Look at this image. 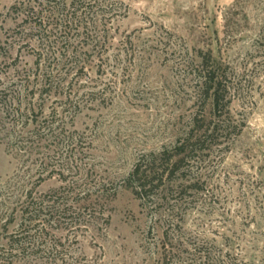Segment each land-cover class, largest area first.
<instances>
[{"label": "rangeland", "instance_id": "obj_1", "mask_svg": "<svg viewBox=\"0 0 264 264\" xmlns=\"http://www.w3.org/2000/svg\"><path fill=\"white\" fill-rule=\"evenodd\" d=\"M34 2L0 0L1 252L28 203L67 194L63 188L72 196L70 182L118 192L107 227L76 229L69 218L44 214V252L4 253L0 264H52L51 242L58 264H264V0L45 1L44 26L62 9L78 10L82 22L67 34L49 25L60 42L53 45L27 9H40ZM49 47L59 71L42 95L33 74ZM200 51L235 72L230 111L241 131L207 145L167 194H157L164 201L155 199V211L124 180L140 159L171 152L189 129L198 102L184 63L199 62ZM68 136L78 161L66 162Z\"/></svg>", "mask_w": 264, "mask_h": 264}, {"label": "trees", "instance_id": "obj_2", "mask_svg": "<svg viewBox=\"0 0 264 264\" xmlns=\"http://www.w3.org/2000/svg\"><path fill=\"white\" fill-rule=\"evenodd\" d=\"M34 1L40 9L36 10L35 6L30 4L31 2L27 4V9L28 11L31 9L30 12H32L36 20L35 27H38L43 32L50 33L48 35L45 34L46 41L50 44H59L60 42L58 41L57 33H54L52 29L48 30L49 25H56L57 29H64L65 33L68 29L79 31L82 22L79 21V16H77L78 10L70 14H65V9L58 10L62 18H58L56 22L54 20L51 22L50 18H48L47 21L49 22L44 26L43 24H46V22L43 21V2L50 0ZM76 1H87L89 3L88 6L92 7H96L99 2V0ZM28 11L27 13H29ZM74 25H76V28H73ZM67 37L68 35H65V39ZM56 54L57 51H53L50 47L46 56L41 52L38 53L37 68L33 74V80L40 82V84L42 83V95L54 89L56 78L54 72L59 71V64H57L58 66L53 64L55 59H57ZM196 57L199 62L191 60L184 63L186 72L191 76V80L195 81L198 102V110L192 117L189 129L179 138L171 152L166 150L159 155L151 154L148 158L140 159L133 171L124 180L125 187L131 190L136 198L144 202V204H150V209L155 211H157L155 199L159 198V193L167 194L173 188V183L177 181V178H181L180 176L187 171V165L195 157L203 153L208 147L207 145L213 143V141H216L224 134L232 132L238 134L241 131L242 124L235 122L230 111L233 99L239 92L237 83L234 80L235 72L228 64L215 58L211 51L206 53L200 51ZM28 80H31V78ZM26 87L28 90V82ZM31 94H35L34 89H32ZM19 105L20 109L21 100H19ZM67 138L69 141L66 149V162H68V159L78 161V145L72 136ZM66 165L68 166L66 171L72 172L73 170L69 167V164ZM59 175L63 181H67L68 176L62 171L59 172ZM68 186H70L69 190L72 191V196L69 195L68 188H63L67 194L63 193L61 195L59 192H54L52 195L43 196L36 202L32 201L23 206L22 218L24 219L20 225L21 230L9 237L7 242L9 250L5 251L3 249V252L0 250L1 257L6 255L4 253H7V255H14V253L16 255L19 253L38 255L43 253L46 246H48L45 245L47 242L45 238L47 236L46 222L50 223L48 220H42L44 214L49 213L50 220L51 218L55 219L56 216L58 219L63 220L69 218L70 226L73 225L72 227L75 226L76 229L93 227L100 230V226L104 225L107 227L110 225L111 217L106 212L117 195V188H108L105 184L97 183L88 186L85 182H82V184L70 182ZM195 186L197 185L194 184L191 187ZM158 200L164 201V198H159ZM85 211H88L86 216L83 215ZM56 243L51 242L50 252L56 255L51 259L52 264H58L59 260H61L58 256L61 253L58 250L59 245ZM63 263L65 264V261ZM75 264H77V261ZM162 264L173 263L171 259H165Z\"/></svg>", "mask_w": 264, "mask_h": 264}]
</instances>
